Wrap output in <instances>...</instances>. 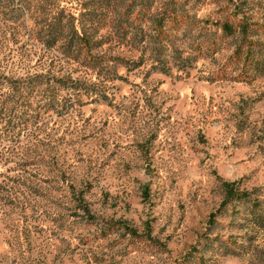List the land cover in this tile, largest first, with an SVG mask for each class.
Wrapping results in <instances>:
<instances>
[{"label": "rangeland", "instance_id": "obj_1", "mask_svg": "<svg viewBox=\"0 0 264 264\" xmlns=\"http://www.w3.org/2000/svg\"><path fill=\"white\" fill-rule=\"evenodd\" d=\"M7 1L0 78L80 77L109 100L84 97L62 116L44 113L42 100L18 104L0 132V264H264V228L248 204L222 208L224 184H234L264 214V74L208 81L239 39L206 36L198 22L242 2L264 25V0H189L195 25L185 43L223 44L181 77L149 65L128 70L107 60L91 69L68 60L43 46ZM86 1L61 3L79 12ZM167 6L157 0L150 10ZM111 44L110 56H139Z\"/></svg>", "mask_w": 264, "mask_h": 264}, {"label": "trees", "instance_id": "obj_2", "mask_svg": "<svg viewBox=\"0 0 264 264\" xmlns=\"http://www.w3.org/2000/svg\"><path fill=\"white\" fill-rule=\"evenodd\" d=\"M36 1L39 0H8L5 6L9 13H15L12 15L31 21L37 40L47 49L57 50L64 58L91 69L98 68L102 61L113 60L128 70L149 65L151 71L167 76L176 73L181 77L189 75L200 58H216L223 44L206 40L194 48L185 43L195 25L192 6L186 8L189 0H168L169 6L162 12L150 10L157 0H88L79 12L74 5L70 9L61 3L66 0H44L43 4ZM17 4L20 7L17 8ZM241 4L237 3L232 11L223 8L213 21L209 18L198 21L203 23L200 32L206 36L219 32L220 41L224 43L228 39H239L223 67L208 81L239 80L251 72L264 74V42L259 39L264 35V25L249 14L251 9L246 12ZM148 21L151 25L144 30ZM212 27L217 31L212 32ZM109 43L135 48L139 56L137 59L110 56L104 53V46ZM239 66L240 73L233 76ZM84 97L92 102L109 100L100 85L80 77L43 74L22 80L2 77L0 132L12 125L18 104L25 100H42L44 113L51 109L62 116ZM224 190L222 208L233 201L247 203L253 223L264 228L262 202L258 198L239 192L234 184H224Z\"/></svg>", "mask_w": 264, "mask_h": 264}]
</instances>
